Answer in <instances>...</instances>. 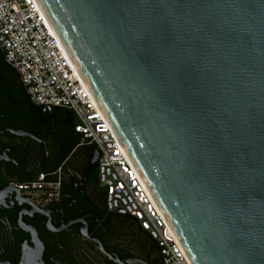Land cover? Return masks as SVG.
<instances>
[{
    "label": "water",
    "instance_id": "1",
    "mask_svg": "<svg viewBox=\"0 0 264 264\" xmlns=\"http://www.w3.org/2000/svg\"><path fill=\"white\" fill-rule=\"evenodd\" d=\"M36 1L192 264H264V0Z\"/></svg>",
    "mask_w": 264,
    "mask_h": 264
},
{
    "label": "flooded vegetation",
    "instance_id": "2",
    "mask_svg": "<svg viewBox=\"0 0 264 264\" xmlns=\"http://www.w3.org/2000/svg\"><path fill=\"white\" fill-rule=\"evenodd\" d=\"M57 121L39 116L0 47V264H163L106 206L86 145L69 150L56 196L19 186L65 150Z\"/></svg>",
    "mask_w": 264,
    "mask_h": 264
},
{
    "label": "built area",
    "instance_id": "3",
    "mask_svg": "<svg viewBox=\"0 0 264 264\" xmlns=\"http://www.w3.org/2000/svg\"><path fill=\"white\" fill-rule=\"evenodd\" d=\"M0 45L33 103L42 111L57 106L74 111L75 129L98 150V181L106 206L132 215L151 234L163 264H192L36 0H0ZM61 178L58 166L40 170L19 186L47 199L58 194Z\"/></svg>",
    "mask_w": 264,
    "mask_h": 264
},
{
    "label": "trees",
    "instance_id": "4",
    "mask_svg": "<svg viewBox=\"0 0 264 264\" xmlns=\"http://www.w3.org/2000/svg\"><path fill=\"white\" fill-rule=\"evenodd\" d=\"M0 47L2 49V54L4 56V50H3L1 45H0ZM4 58H5V56H4ZM27 95H28V92H27ZM34 105L36 106L37 112L39 113L40 117L59 121V122L58 121L57 122L60 125L58 128V132L60 135V142H61V144H63L65 146V148H64L65 150L62 151L61 154L57 155L55 157L54 161L50 165L40 166L38 168V170L34 174V177H36L40 170H51V169L57 168L58 166L62 167L63 165H65V157L68 155L69 150L72 149L76 144H78V143L84 144L88 147L89 150L91 149L92 144L87 143L84 140L82 133L75 129L74 126L78 122V120L76 119V115L72 109H70L66 106H57L51 111H42L41 108L39 106H37L35 103H34ZM94 167L96 170V176H97V180H98V167H97L96 162H94ZM25 179L26 178H24L23 180H25ZM104 195H105V193H104ZM114 212L123 217L127 228L132 230L135 233V235H137V238L150 239L160 253L157 241L151 236V234L145 228H143L140 225V223H138V221L132 215L122 214V213H119L116 211H114ZM160 255H161V253H160Z\"/></svg>",
    "mask_w": 264,
    "mask_h": 264
},
{
    "label": "rangeland",
    "instance_id": "5",
    "mask_svg": "<svg viewBox=\"0 0 264 264\" xmlns=\"http://www.w3.org/2000/svg\"><path fill=\"white\" fill-rule=\"evenodd\" d=\"M76 119L78 120L77 116H76Z\"/></svg>",
    "mask_w": 264,
    "mask_h": 264
}]
</instances>
